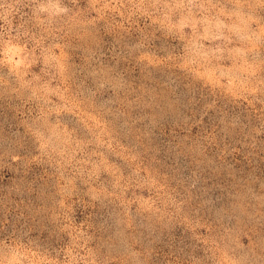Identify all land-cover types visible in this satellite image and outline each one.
Masks as SVG:
<instances>
[{
    "label": "rangeland",
    "instance_id": "rangeland-1",
    "mask_svg": "<svg viewBox=\"0 0 264 264\" xmlns=\"http://www.w3.org/2000/svg\"><path fill=\"white\" fill-rule=\"evenodd\" d=\"M0 264H264V0H0Z\"/></svg>",
    "mask_w": 264,
    "mask_h": 264
}]
</instances>
